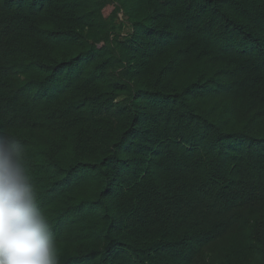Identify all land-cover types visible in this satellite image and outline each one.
<instances>
[{
    "label": "trees",
    "instance_id": "trees-1",
    "mask_svg": "<svg viewBox=\"0 0 264 264\" xmlns=\"http://www.w3.org/2000/svg\"><path fill=\"white\" fill-rule=\"evenodd\" d=\"M0 134L60 264H264V0H0Z\"/></svg>",
    "mask_w": 264,
    "mask_h": 264
},
{
    "label": "clouds",
    "instance_id": "clouds-1",
    "mask_svg": "<svg viewBox=\"0 0 264 264\" xmlns=\"http://www.w3.org/2000/svg\"><path fill=\"white\" fill-rule=\"evenodd\" d=\"M0 264H60L55 235L25 161V145L0 134Z\"/></svg>",
    "mask_w": 264,
    "mask_h": 264
}]
</instances>
